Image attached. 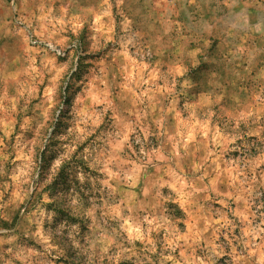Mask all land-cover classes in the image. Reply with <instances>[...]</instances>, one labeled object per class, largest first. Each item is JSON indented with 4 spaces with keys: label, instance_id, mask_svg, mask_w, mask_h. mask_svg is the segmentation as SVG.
<instances>
[{
    "label": "rangeland",
    "instance_id": "374dc122",
    "mask_svg": "<svg viewBox=\"0 0 264 264\" xmlns=\"http://www.w3.org/2000/svg\"><path fill=\"white\" fill-rule=\"evenodd\" d=\"M0 264H264V0H0Z\"/></svg>",
    "mask_w": 264,
    "mask_h": 264
}]
</instances>
